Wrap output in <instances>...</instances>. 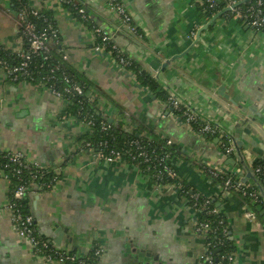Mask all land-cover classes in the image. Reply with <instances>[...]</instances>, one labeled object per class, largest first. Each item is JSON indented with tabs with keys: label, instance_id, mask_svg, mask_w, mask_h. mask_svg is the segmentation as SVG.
I'll use <instances>...</instances> for the list:
<instances>
[{
	"label": "crops",
	"instance_id": "obj_1",
	"mask_svg": "<svg viewBox=\"0 0 264 264\" xmlns=\"http://www.w3.org/2000/svg\"><path fill=\"white\" fill-rule=\"evenodd\" d=\"M119 1L143 37L121 25L107 0H73V7L88 12L89 23L61 0H29V5L50 16L59 30L61 54L89 83L88 95L109 123L174 143L169 164L178 178L212 199L226 218L235 246L232 264H264V210L258 214L237 193L224 191L205 169L214 167L241 181L246 173L236 154L227 155L218 139L212 142L187 125L136 75L141 71L156 79L160 72L170 96L177 94L200 114L196 116L203 124L215 123L221 133L235 131L240 120L253 115L242 113L240 106H256L264 122V32L224 14L197 39L217 14L208 20L200 10L203 0ZM98 19L112 27L113 44L135 70L123 67L106 48L97 49L95 28L106 33ZM18 32L10 1L0 0V43L20 51ZM237 97L240 100L233 103ZM66 109V101L45 86L14 83L0 68V150L22 153L58 176L54 187L25 199L38 234L55 244V226L61 227L68 232L62 246L55 244L58 248L85 257L99 247L100 264H197L207 241L195 232L197 214L190 201L175 186L158 185L125 159L110 163L93 150H81L78 140L91 128L66 115ZM241 136L248 147L242 154L254 170L257 161H264L263 141ZM231 159H237L235 166L229 164ZM11 187L0 172V264H50L33 255L14 230L7 208Z\"/></svg>",
	"mask_w": 264,
	"mask_h": 264
},
{
	"label": "trees",
	"instance_id": "obj_2",
	"mask_svg": "<svg viewBox=\"0 0 264 264\" xmlns=\"http://www.w3.org/2000/svg\"><path fill=\"white\" fill-rule=\"evenodd\" d=\"M9 1L12 5L13 11L16 13L17 22L19 20V13L23 12L26 16L25 21H22L18 25V36L22 40V49L20 51L8 50L0 43V68L7 71L8 67L17 65L22 60V53H31L29 37L26 34L24 28V25H26L27 23H30L34 26L35 33H39L47 29L49 35L48 48L50 49V53L32 54V60L29 67V74L25 77L20 78L16 82H12H26L37 86H45L51 91L60 92L63 96V99L67 103V109L65 114L68 116L76 117L79 120L90 124L89 126L91 128V132L78 140V146L81 150H93L96 153L103 152L105 155H110L112 151L119 152L121 154L122 159H125L128 163L137 166L144 174L148 175L158 185L168 186L178 184L179 186H181L179 189L181 196L188 200L190 199L191 194L197 193L198 191H196V189L190 186L186 181H183L180 178H170L166 170L164 169V165L158 160L151 163H146L142 161V159L139 157L135 160L132 159L131 155L137 156L139 154V151L141 150L139 148H144L145 151L156 154L160 161L165 156H169V158H171L175 153V145L173 143L172 145L168 146L166 143L168 139H162L154 136L150 137L148 135L139 134L137 132L130 133L124 130L121 126H116L114 124L109 123V121L105 119L97 109L96 101L93 99V97H90L88 95L89 89L91 88L89 83L85 80V78L79 75L68 65L66 59L61 54L59 30L54 25L50 16L43 11H39L37 16H29L28 14L31 13V11L36 10L29 5V0ZM61 1L62 3H64V5L70 7L71 11L79 20H82L85 23H89V15L84 8L78 5H75V7H73V0ZM258 1L263 2L261 9L264 12V0H248L247 2L239 5L238 12L242 13L243 15L246 14L247 10L250 7H257ZM226 5L227 2L225 0H221L218 7H216L215 9H210L207 4L203 3L200 10L204 12V15L209 20L214 14L226 9ZM80 10H84L87 16L86 19L82 18ZM224 17L236 18V13L230 11L226 13ZM238 19L244 24L248 25L243 16L239 17ZM95 29H97V27ZM56 30L58 32L53 34V32ZM103 35V32L97 35L98 45H103ZM136 36L143 37V35L138 29ZM114 47L115 45L113 44L111 39L105 44L106 50L113 53L116 57L117 53ZM3 62L6 63L7 67L3 65ZM128 69L135 70L134 64L132 63L128 67ZM136 75L138 77L139 82L144 87L148 88L151 92H153L159 100L163 102H169V104L171 105L170 98L172 97L170 96V93L159 83V81H157L149 74H146L141 71H136ZM74 84L79 85L83 88V95H78L72 90L67 91V89H71V85ZM187 110L189 109L183 104L181 105L180 110H176L173 108L175 114L181 117V119L183 120H185L184 113ZM197 118L201 124V120L199 119V117ZM192 126L196 129L197 132H199L198 124H192ZM207 139L212 142L218 139V145L221 151L225 153H227L226 148L230 147L231 145L230 139L226 135L221 133H217L214 136H208ZM5 157L6 154L0 155V170H4L6 174L9 173V180L11 181L12 186L10 194L12 197L14 190L20 183L17 177L10 174V170L5 169ZM258 167H260L262 169V172L264 173V161H257L254 165V169ZM207 170H209V168H207ZM257 175L259 177L260 183L264 186V174L261 173ZM29 177L30 172L24 174L25 180H28ZM54 178L55 174L50 171L43 178L36 180L34 184L35 186L42 187L45 184H49ZM228 179H230L235 184L240 182V179L236 175L224 172L219 173V177L213 178V181L216 184L223 185ZM246 185L250 186L249 192L252 191L257 192L259 194V190L256 186L251 184ZM49 189L50 188H42V190ZM31 191L27 192L26 197L31 193ZM25 199L22 201L23 212L24 214L31 215L26 209ZM243 199L249 205H251V207L255 210L256 213L259 214L261 211L264 210L263 197L260 196V201H255L250 196L245 197ZM198 204L203 211L201 215L202 219L205 222L209 223L210 226L213 228V230H211L207 235V251L212 252L216 263L222 261V264H231L227 259L223 260V257L233 255L235 251L234 243L229 235L226 218L223 214L219 213L218 208L216 207V204L212 199H207L204 196L200 195V198L198 199ZM213 210H216L217 212L214 213ZM35 233L38 238L46 240L38 234L36 226ZM71 254L75 255L73 252H71ZM76 257V262L68 261L66 262V264H100L101 262V257H95L94 255H92V252L88 255L87 260L80 259V257L78 256Z\"/></svg>",
	"mask_w": 264,
	"mask_h": 264
},
{
	"label": "built area",
	"instance_id": "obj_3",
	"mask_svg": "<svg viewBox=\"0 0 264 264\" xmlns=\"http://www.w3.org/2000/svg\"><path fill=\"white\" fill-rule=\"evenodd\" d=\"M227 2L226 7L231 9V12L236 13V18L244 17L245 21L248 23V26L253 28L256 31H263L264 32V12L261 9V6L263 5L262 1H258L257 7H250L247 10L246 14H242L238 12L239 10V3L244 0H225ZM221 0H203V3L207 4L210 9H215L218 7ZM109 11L113 13L114 17L118 19V21L121 23V25L133 36H136L137 34V28L134 25L133 18L127 11L126 7L119 1V0H107ZM37 10L31 11L29 13V16H37L38 15ZM80 13L82 14V18L86 19L87 16L84 12V10H80ZM18 22L19 25L22 21H25L26 16L25 13L21 12L18 14ZM25 32L29 37V43H30V52L31 53H22L21 58L22 60L14 66L8 67V70L6 71L8 78L11 81H18L20 78L25 77L29 74V67L32 60V54H40V53H50V49L48 48V41H49V35L47 29H45L42 32L35 33L34 32V26L30 23H27L24 25ZM58 31H54V33H57ZM97 34L102 33L100 29H96ZM102 41L103 45H97L98 48L105 49V44L111 39L110 36H108L107 33L103 32ZM141 37V36H139ZM116 51V60L125 68H128L132 62L126 57V55L116 46L114 47ZM3 65L7 67L6 63L3 62ZM54 73V71H53ZM69 82V81H67ZM71 89L68 88L67 91H74L78 95H83L84 90L79 85H71ZM51 91V90H50ZM56 97H60L63 99V96L60 92L57 91H51ZM171 106L176 109L180 110L181 108V102L175 98H170ZM185 120L184 122L187 125L192 126V124H198L199 126V133L204 136H214L217 133H221L218 131L217 128L213 127L210 124L207 123H201L199 122L196 115H194L190 110H187L184 113ZM181 118V117H180ZM88 125H90L88 123ZM105 129V128H104ZM223 134V133H221ZM167 145L170 146L173 144L171 140L166 141ZM138 144V142H137ZM139 151V154L131 155L132 159H137L138 157L142 159V161L146 163H151L154 161H159L164 165V169L166 170L168 176L172 179H177L178 174L177 172L172 168V166L169 164V156H165L161 159L157 157L156 154L150 153L144 150V148ZM227 154L234 153V149L230 145V147L226 148ZM6 154L5 157V169L10 170V174L17 177L19 180V185L14 190L12 197L10 198V201L7 205V208L12 214V221L14 224V230L18 234V236L28 242L30 245L32 254L38 257L43 258L48 263H57V264H66V262H76V256L71 254V252L67 250H63L58 248L55 244L50 243L46 240H42L36 236L35 233V222L32 215L24 214L22 209V201L25 199L27 192L31 191V193H36L37 191L42 190V188H52L54 187L56 181L58 180V176L56 172H53L55 174V178L49 183L45 184L42 187L35 186L34 182L36 180H39L40 178H43L46 174L50 172L49 167L47 165H43L41 163L37 162H30L26 159V157L22 153H12L7 152L4 153L0 150V155ZM96 157L107 162H114L121 158V154L119 152L112 151L110 155H105L103 152L96 153ZM209 168V170H207ZM206 171L208 174L211 175L213 178H218L219 173L221 171L215 169L214 167L207 166ZM4 174L5 179H10L9 173L6 174L4 170H0ZM30 172V177L28 180L24 179V174ZM254 172L256 174H264L262 172V169L260 167L254 169ZM223 173V172H222ZM159 177V176H158ZM178 190L181 186L178 184H174ZM224 189V191H231L234 193H237L240 197H252L255 201H260V195L257 192H249V185H246L242 183L241 181L239 183H233L230 179L226 180L223 185H221ZM200 193H194L190 196V203L191 208L195 211L197 214V219L194 223V229L195 232L207 239L208 233L213 230V228L210 226L209 223L205 222L201 215H202V208L199 207L198 199L200 198ZM203 196V195H201ZM214 213H216V210H213ZM103 253V250L99 247L95 248L92 251V255L95 257H101ZM80 259L87 260L88 256L80 257ZM227 259L231 264L234 262V257L232 255L228 257H223V260ZM84 263V262H83ZM197 264H222V261L215 262L214 256L211 251L205 250V252L200 257Z\"/></svg>",
	"mask_w": 264,
	"mask_h": 264
},
{
	"label": "water",
	"instance_id": "obj_4",
	"mask_svg": "<svg viewBox=\"0 0 264 264\" xmlns=\"http://www.w3.org/2000/svg\"><path fill=\"white\" fill-rule=\"evenodd\" d=\"M248 0H244L242 2L239 3L243 4L245 2H247ZM231 9L230 8H226L224 10H222L221 12L217 13L216 15H214L210 21L200 29L199 33L197 34V39H200V36L202 34V32L208 30L219 18H221L224 14L230 12ZM87 12V11H86ZM88 13V12H87ZM98 21L102 22L100 19H98ZM102 29L109 34L110 37L113 36V34L115 33L114 30L112 29V27L110 26H106L103 24L102 22ZM116 34H121L116 33ZM126 37V36H124ZM162 73V71H161ZM160 72L158 73V75H156V79L157 81H159L160 84H162V86L166 87V85H164V83L162 82V80L160 79ZM167 88V87H166ZM225 87H221L220 91H224ZM172 93V92H171ZM173 98L179 100L184 106H186L193 114L195 115H200L197 113V111L189 106L187 103H185L177 94L172 93ZM225 96L226 99H228V95H223ZM240 100L239 97H237L233 103H237ZM240 110L242 111V113H247L248 111H250L253 115H247L246 119L244 121L240 120L241 125H237V129H235V131H231V132H225L222 131V133L224 135H226L231 142V146L234 149V153L236 154L238 160H239V164L242 166L243 170H245V177L241 180L242 183L244 184H251L254 185L258 188L259 190V194L261 197H263L264 199V186L260 183L259 181V177L258 175L254 172V170L250 169V167L246 164V161L244 159V156L242 154V149L247 150V146L244 145V141H243V137L241 135L247 134V135H252L254 137H257V139H259L260 141H263V134H261V132H264V122L263 120H261V114L257 111V107H239ZM255 114V116H254ZM259 117V118H258ZM238 118V117H237ZM239 119V118H238ZM208 121V120H207ZM208 124L216 126L215 123H212L210 121H208ZM256 127H255V126ZM243 126V127H242ZM242 127V128H241ZM233 132V133H232ZM242 137V138H241ZM219 142V140H217ZM216 141V142H217ZM253 146H257L255 142L252 143ZM263 146H264V141L262 142ZM237 159H231L229 164H232L233 166H235L237 164ZM56 228V239H54V243L62 246V243L64 242V235L65 233H67V230H63L61 229V227L59 228L58 226H55ZM49 242L51 243V240H49ZM70 242L72 243V239L70 240Z\"/></svg>",
	"mask_w": 264,
	"mask_h": 264
},
{
	"label": "rangeland",
	"instance_id": "obj_5",
	"mask_svg": "<svg viewBox=\"0 0 264 264\" xmlns=\"http://www.w3.org/2000/svg\"><path fill=\"white\" fill-rule=\"evenodd\" d=\"M222 189H223V187H222ZM69 252H71V251H69Z\"/></svg>",
	"mask_w": 264,
	"mask_h": 264
}]
</instances>
